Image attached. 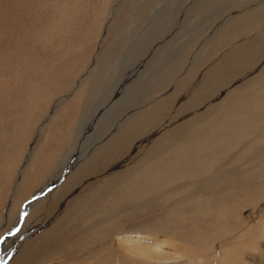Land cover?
I'll return each instance as SVG.
<instances>
[{"label": "rangeland", "instance_id": "374dc122", "mask_svg": "<svg viewBox=\"0 0 264 264\" xmlns=\"http://www.w3.org/2000/svg\"><path fill=\"white\" fill-rule=\"evenodd\" d=\"M108 12L93 52L47 82L51 98L34 113L17 168L1 178L0 264H218L230 246L264 264V143L244 141L205 172L174 180L164 172L173 154L214 129L223 107L264 86V0H110ZM30 47L41 54V43ZM61 164L57 184L11 233L21 206ZM16 180L19 208L8 209ZM223 196L238 200L243 218L199 213L200 198ZM241 220L253 225L247 239Z\"/></svg>", "mask_w": 264, "mask_h": 264}, {"label": "bare ground", "instance_id": "6f19581e", "mask_svg": "<svg viewBox=\"0 0 264 264\" xmlns=\"http://www.w3.org/2000/svg\"><path fill=\"white\" fill-rule=\"evenodd\" d=\"M109 5L110 0H0V135H3L0 139V189L7 184H4L1 178L12 176L11 170L17 168L16 162L20 161V153L25 147L26 139H29V133L26 132L31 130L36 120L39 119V114L34 118V113L43 101H49L51 98V86L47 82L56 74L57 69L68 60L75 63L80 58L83 59L89 55L90 51L93 52L96 39L99 38L97 34L101 32L104 20L106 22L105 30H108L111 25L113 18H108L106 21V17H109L111 13V11L108 12ZM102 17L104 18L102 19ZM40 25H43L41 31L38 28ZM21 33L23 36L20 37ZM29 36L30 40L28 39ZM23 40L28 42L29 49L20 52V49H24L20 45ZM32 41L41 43V54L37 57L29 55ZM31 54L33 55V53ZM118 60L120 62L124 59ZM94 64L96 65L95 58L91 66L88 63L90 68ZM96 84L94 83V85ZM76 85L78 86L79 82ZM45 87L47 88L46 92ZM263 92L264 86L256 94L253 93L252 99L235 102L233 107L228 110L223 107L224 109H222L226 111V114L221 120L219 118L220 121H217L214 129L211 130L210 128L211 131H208L206 136L195 139L193 143L186 145L185 149H181L178 154H173L175 159L170 163L171 168L164 170L166 175L170 176L168 179L174 180L176 177H183L188 173L205 172V169L211 164L223 162L226 154L243 146L244 141L255 139V142L252 143L253 146L264 143ZM14 131L15 134H13ZM23 131L25 132L22 133ZM30 156L31 150L26 156V162L30 160ZM28 163H25V166ZM63 167L61 164L58 169L53 171L51 178L45 180L44 184L32 193V198L21 206L16 214L14 224H12L11 229L9 228L10 232L17 228L24 213L27 212L28 215L35 209L41 195L48 194L51 191L49 189L57 184L63 173ZM29 170L31 169L28 168L27 171ZM22 171L19 170L16 179ZM17 181L13 190L9 192L10 196L8 195V209L11 205L14 209L19 208L18 200H15L17 194L13 197ZM29 182L33 184L30 178ZM26 183L27 181L21 185V194L24 193ZM262 187L257 186L256 193L261 194L263 192ZM196 205L199 213L204 216L214 213L215 217L223 222L239 220L242 217V209L239 207L240 203L237 199L231 201V199L223 196L221 200L212 203L200 198ZM187 207L189 206L187 205ZM240 222L242 225L239 223L241 231H239L238 236H243L244 239L245 236L252 235V223L244 221L245 224L242 220ZM19 229L16 231H19L20 240H23L26 228L21 229L19 226ZM223 230L225 231V229ZM10 232L9 234L13 231ZM263 238L264 231L260 236L261 248L264 252ZM14 246L15 244L12 247ZM41 249L39 246L37 250L41 252ZM248 250L244 246L242 248L230 246L223 249L218 264H254L251 261L248 262L243 255ZM29 253L24 256L28 257ZM167 255L169 256V254ZM263 256L262 253L257 258ZM253 258L256 256L252 255Z\"/></svg>", "mask_w": 264, "mask_h": 264}, {"label": "snow or ice", "instance_id": "6c2138e0", "mask_svg": "<svg viewBox=\"0 0 264 264\" xmlns=\"http://www.w3.org/2000/svg\"><path fill=\"white\" fill-rule=\"evenodd\" d=\"M3 242V240H0V243H2Z\"/></svg>", "mask_w": 264, "mask_h": 264}]
</instances>
